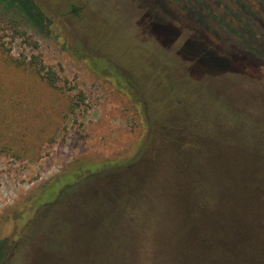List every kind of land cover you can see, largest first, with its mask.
<instances>
[{
  "label": "rangeland",
  "instance_id": "1",
  "mask_svg": "<svg viewBox=\"0 0 264 264\" xmlns=\"http://www.w3.org/2000/svg\"><path fill=\"white\" fill-rule=\"evenodd\" d=\"M31 1L43 13L45 28L37 30L0 5V41L13 57L40 54L58 75V87L65 94H57L28 73L10 70L0 61L6 68L0 67L4 71L0 74V264L8 249L6 264H33L30 258L39 264H74V244L79 247L76 255L81 256V263L89 264L84 247L91 244L93 236H74L68 243L56 227L59 214L63 217L68 210L65 205L72 201L40 207L39 215L26 209L14 220L18 208L28 207L34 191L71 163L89 160L88 168H101L135 155L140 150L139 140L153 155L173 157L176 144L187 140L202 149L190 155L232 156L227 172L212 174L205 207L215 221L234 228L232 238L240 250L236 255L249 260L253 253L254 257L262 254L263 245H253L252 237L264 236V60L239 49L237 42L230 48L238 55L234 59L196 58L194 54L204 52L200 44L190 48L191 52L187 50L196 63L192 68L175 55L185 36L169 51L162 48L146 31V11L137 0ZM16 26L38 43L37 51L20 38L12 41ZM211 29L214 42L232 37L219 25ZM152 31L163 36L166 32L158 27ZM173 38L168 35L165 41ZM79 92L83 101L76 96ZM68 98L77 103L73 110L68 108ZM153 128L154 138L147 143ZM18 149L20 157L13 155ZM140 163L117 169L100 178V183L108 184L120 176L124 179ZM166 168L157 165L149 171L156 179L145 183L149 194L161 191L166 195ZM100 190L97 194L105 193L104 188ZM110 197L113 203L112 193ZM165 199L157 206L156 217H146L151 226L162 215V219L174 221ZM121 201L124 205L123 198ZM150 211L153 213V208ZM26 225L32 230L30 242L39 252L20 242L29 239L23 230ZM75 240L79 242L73 243ZM17 241L25 258L12 260ZM56 245L55 252L51 251Z\"/></svg>",
  "mask_w": 264,
  "mask_h": 264
},
{
  "label": "trees",
  "instance_id": "2",
  "mask_svg": "<svg viewBox=\"0 0 264 264\" xmlns=\"http://www.w3.org/2000/svg\"><path fill=\"white\" fill-rule=\"evenodd\" d=\"M137 1L146 11L143 17L146 31L161 42L162 48H171L179 38L185 36L175 55L181 62L189 63L192 68L196 63L187 56V50L191 52L190 48H194V45L201 46L200 44L204 52L194 54L196 58H217L219 62L225 56L234 59L238 55L230 48L237 42L239 49L250 51L264 60V0ZM0 5L6 11L16 13L29 21L39 31L46 26L43 13L31 0H0ZM159 11L162 15H159ZM164 19H168L167 22ZM213 25H219L227 36L232 37L223 41L219 39L218 42L212 41L209 33L213 32L211 29ZM156 27L166 31L164 36L158 31H152ZM13 29L12 41L20 38L31 50L39 49L38 43L33 41L26 31L17 26ZM168 35L174 37L172 42L165 41ZM224 41L227 45H223ZM222 46L229 47L223 50ZM0 61L10 70L28 73L33 80L41 82L46 88L58 92L57 94H65L63 89L58 87V75L52 67L43 62L40 54L21 53L18 57H13L10 48L0 41ZM1 72L4 71L0 69V74ZM76 96L79 101H83L81 92ZM67 103L71 110L77 104L70 98ZM153 131L154 133L146 139L147 143L154 138L156 128H153ZM137 142L140 144V150L135 155H129L127 159H115L101 168L91 170L86 166L89 160L75 161L66 166L34 191L28 201V207H25V204L18 208V215L14 220L20 219L26 209L31 210L34 215L35 212L42 211L39 210L40 207L45 209L64 201H72L65 205L68 210L63 213L64 218L62 212L59 214L61 219L58 218L56 227L59 226L61 236H64L68 243L74 236L83 238L93 236L89 239L91 244L84 247L86 249L84 257L86 261H90L89 264H264V236L252 237L253 245L256 243L263 245L262 254L254 257L253 253L249 260L247 257L245 259L238 256L236 254L240 250L238 251V246L232 238L235 235L234 228L215 221L214 216L208 213L209 210L205 207L212 174L227 172L233 161L232 156L210 158L200 154L190 155L191 151L201 149V146L196 147L187 140L176 144V154L173 157L161 156L157 152L153 155L146 152L145 142L141 140ZM16 151L17 153H13L14 156H22L19 149ZM140 152L143 155L146 153V156L140 157ZM139 160L141 161L139 167L124 179L120 176L108 184L100 183L103 176L111 175L117 169L132 168L140 162ZM151 164H154V168L157 165L168 167L164 180L169 188L166 195L162 196L161 191L149 194L147 186L145 187L146 182L153 183L156 180L149 174V171L154 169L149 168ZM100 188H104L106 194L104 192L102 195L97 194L102 192ZM82 190H85V194ZM111 193L113 203L110 199ZM164 197L166 198L164 204L167 203L169 210V214L168 212L165 214L174 215L175 219L170 222L168 218L162 219L164 217L162 215L159 221L152 222L155 225L151 226V220L147 219L148 215L156 217L159 214L156 211L157 206H161ZM122 198L124 205L120 203ZM152 208L153 213L150 211ZM43 213L47 215L44 211ZM170 225L173 228H170ZM23 230L29 239L26 241V238H22L20 242L38 251L37 245L30 242L32 230L30 231L27 225ZM14 236L16 239L19 237L18 233ZM79 240L73 243H78ZM247 240L250 243V240ZM20 242L16 243L17 252H14L12 260L23 256L22 251H18ZM74 246L76 248H72L71 253L72 257L75 256L74 264H82L81 256L79 258L76 255L79 252H76V249L79 247L76 244ZM56 248L57 245L51 251L55 252ZM8 250L3 253L2 264L7 262ZM42 257L41 255L40 259ZM30 260L33 264H39L38 261L31 258Z\"/></svg>",
  "mask_w": 264,
  "mask_h": 264
}]
</instances>
